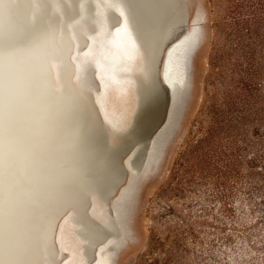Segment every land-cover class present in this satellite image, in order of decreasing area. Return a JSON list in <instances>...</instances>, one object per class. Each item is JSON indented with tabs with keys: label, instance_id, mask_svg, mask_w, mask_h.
<instances>
[{
	"label": "bare ground",
	"instance_id": "bare-ground-1",
	"mask_svg": "<svg viewBox=\"0 0 264 264\" xmlns=\"http://www.w3.org/2000/svg\"><path fill=\"white\" fill-rule=\"evenodd\" d=\"M176 5L0 0V264L59 260L58 221L81 257L97 251L95 264H113L133 238L140 171L145 162L153 169L150 156L184 117L203 40L191 24L163 51L183 18ZM109 77L134 93L125 112L106 102ZM165 110L167 123L153 137Z\"/></svg>",
	"mask_w": 264,
	"mask_h": 264
},
{
	"label": "rangeland",
	"instance_id": "rangeland-1",
	"mask_svg": "<svg viewBox=\"0 0 264 264\" xmlns=\"http://www.w3.org/2000/svg\"><path fill=\"white\" fill-rule=\"evenodd\" d=\"M186 4L182 34L191 24L203 31L187 109L150 156L153 169L145 162L140 171L133 238L113 264H264V0ZM91 66L100 92L97 67ZM108 80L107 104L125 112L133 91ZM167 119L165 110L153 137ZM119 192L108 199L109 207ZM59 228L60 221L53 238L61 258L50 264L99 260L96 250L81 257L78 240Z\"/></svg>",
	"mask_w": 264,
	"mask_h": 264
},
{
	"label": "water",
	"instance_id": "water-1",
	"mask_svg": "<svg viewBox=\"0 0 264 264\" xmlns=\"http://www.w3.org/2000/svg\"><path fill=\"white\" fill-rule=\"evenodd\" d=\"M176 7H178L179 9L183 10V18L178 22V25L172 30L171 35L169 36V38L166 40V43L164 46H166V44L168 43V41L172 40L174 37L179 36L180 34H182V32L185 30L186 26H187V20H188V9H187V4H186V0H176ZM88 13V12H87ZM128 12H127V17H128ZM120 15V14H119ZM121 17V16H120ZM34 18L32 17V20ZM29 21L30 17H29ZM79 43H81V40L79 39ZM193 52V51H192ZM162 60V59H161ZM69 81L71 82V78H69ZM189 81V79H188ZM190 82V81H189ZM188 82V85H189ZM163 87L165 88V92L168 95L169 94V90L167 89L166 84H162ZM189 92V90H188ZM187 92V96L189 95ZM186 96V98H187ZM103 123V121H102ZM103 127L106 129L107 127L103 124ZM107 130V129H106ZM126 165V164H125ZM125 168V167H124ZM127 168V166H126ZM116 258V257H115Z\"/></svg>",
	"mask_w": 264,
	"mask_h": 264
}]
</instances>
